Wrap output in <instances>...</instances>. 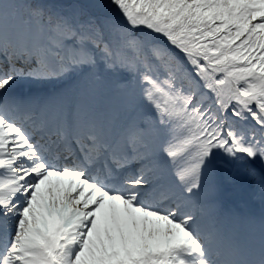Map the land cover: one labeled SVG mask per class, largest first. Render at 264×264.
Returning a JSON list of instances; mask_svg holds the SVG:
<instances>
[{
  "label": "snow or ice",
  "instance_id": "snow-or-ice-1",
  "mask_svg": "<svg viewBox=\"0 0 264 264\" xmlns=\"http://www.w3.org/2000/svg\"><path fill=\"white\" fill-rule=\"evenodd\" d=\"M240 181L264 0H0V264H264Z\"/></svg>",
  "mask_w": 264,
  "mask_h": 264
},
{
  "label": "rangeland",
  "instance_id": "rangeland-1",
  "mask_svg": "<svg viewBox=\"0 0 264 264\" xmlns=\"http://www.w3.org/2000/svg\"><path fill=\"white\" fill-rule=\"evenodd\" d=\"M241 185H245L247 187H251L252 183L248 182V181H240L235 185H226L225 187L227 188V191L222 193L220 192L219 195H221V199L218 201V210L220 211L221 214H223L225 217H256L259 218L262 214H255L254 212H252L250 215H245V214H241V212L239 211L238 208L231 209L229 207H227V203L229 201L230 195L233 191V189L238 188ZM241 194V193H240ZM253 203L257 204V197H254L253 199ZM243 209L246 211H250V208L247 206V204H244Z\"/></svg>",
  "mask_w": 264,
  "mask_h": 264
}]
</instances>
